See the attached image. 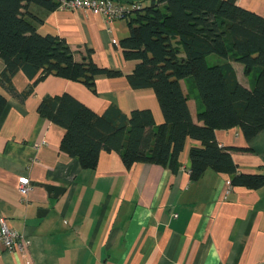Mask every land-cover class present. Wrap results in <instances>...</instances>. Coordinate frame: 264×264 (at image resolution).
I'll return each instance as SVG.
<instances>
[{
    "label": "crops",
    "instance_id": "obj_1",
    "mask_svg": "<svg viewBox=\"0 0 264 264\" xmlns=\"http://www.w3.org/2000/svg\"><path fill=\"white\" fill-rule=\"evenodd\" d=\"M235 2L264 17V0ZM29 10L43 18L37 32L67 42L76 61L89 49L99 67L122 75L100 76L90 88L54 75L35 83L38 76L32 80L21 70L12 78L17 95L0 85L7 99L0 116V223L4 218L30 241L13 250L0 245V264H264V183L233 184L231 175L212 169L193 178L190 153L200 142L186 140L176 169L126 166L120 153L107 151L89 169L64 151L66 129L38 113L45 99L69 95L100 116L111 107L127 116L150 110L156 126L164 116L152 89L136 90L128 81L136 64L124 59L120 45L130 36L128 19ZM231 64L250 88L244 66ZM181 85L193 121L203 125L193 83ZM216 137L221 146L245 149L232 152L237 173L264 176V129L249 141L238 127L217 130ZM24 178L33 184L27 197L19 192Z\"/></svg>",
    "mask_w": 264,
    "mask_h": 264
},
{
    "label": "trees",
    "instance_id": "obj_2",
    "mask_svg": "<svg viewBox=\"0 0 264 264\" xmlns=\"http://www.w3.org/2000/svg\"><path fill=\"white\" fill-rule=\"evenodd\" d=\"M141 3L137 0H116ZM142 10L128 15L130 36L120 45L125 60L136 61L128 77L136 90L152 89L164 123L156 126L150 110L130 116L111 107L97 115L77 99L63 95L45 99L38 113L66 129L63 149L83 168L94 169L100 152H118L126 166L139 162L178 167L177 159L188 138L201 143L190 153L191 175L207 169L232 176L233 184L254 187L264 176L237 173L232 152L221 146L217 130L238 127L246 141L264 129V17L239 6L235 0H143ZM164 5V8L161 5ZM45 13L59 8L53 0H0V85L15 93L12 78L23 71L30 79L54 75L93 88L100 76L118 77L119 70L99 67L87 50L81 62L64 40L37 32ZM45 16V14H44ZM232 62L244 66L250 88L238 80ZM197 91L196 124L181 80ZM7 99L0 92V116Z\"/></svg>",
    "mask_w": 264,
    "mask_h": 264
},
{
    "label": "built area",
    "instance_id": "obj_3",
    "mask_svg": "<svg viewBox=\"0 0 264 264\" xmlns=\"http://www.w3.org/2000/svg\"><path fill=\"white\" fill-rule=\"evenodd\" d=\"M58 3L59 8L67 10L91 11L94 14L101 15L109 21L127 19L128 15L134 11L142 10L144 3H122L116 0H53ZM33 189V184L28 178L20 181L19 192L27 197ZM23 241L30 246V241L11 228L4 218L0 223V245L8 250H13L18 241ZM20 244V243H19ZM22 247V245L20 244Z\"/></svg>",
    "mask_w": 264,
    "mask_h": 264
},
{
    "label": "rangeland",
    "instance_id": "obj_4",
    "mask_svg": "<svg viewBox=\"0 0 264 264\" xmlns=\"http://www.w3.org/2000/svg\"><path fill=\"white\" fill-rule=\"evenodd\" d=\"M146 4V3H145ZM242 80H244V78L242 77Z\"/></svg>",
    "mask_w": 264,
    "mask_h": 264
}]
</instances>
